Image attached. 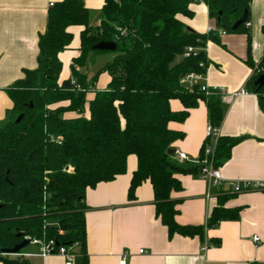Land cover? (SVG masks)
<instances>
[{"label":"trees","instance_id":"1","mask_svg":"<svg viewBox=\"0 0 264 264\" xmlns=\"http://www.w3.org/2000/svg\"><path fill=\"white\" fill-rule=\"evenodd\" d=\"M252 0H198L208 10L216 30L198 34L182 24L178 16L192 15L193 0H105L98 12L83 0H62L47 13L46 28L38 40L37 68L5 90L12 103L7 120L0 125V251L20 243L24 237L53 240L66 248L76 246V256L87 264L85 248V191L125 174L128 156L136 157L127 197L149 181L153 190L155 216L166 227L168 237H203L222 221H237L240 208L227 209V195L219 197L205 226H180L175 222L177 201L171 192L181 190L176 174H195L197 168H183L168 155L182 133L169 129L182 123L189 110L203 101L208 124L218 128L223 118L220 97L205 95L198 85L184 86L190 73L204 75L210 62L207 42L219 43L217 30L225 34H246V65L253 70L247 91L258 97L264 113V88L253 81L264 73V54L255 66L250 54L248 23ZM246 20L236 30L241 16ZM92 14L97 24H91ZM79 27V56L72 60L71 77L59 82L62 64L59 54L68 50ZM264 38V20L261 25ZM100 42L114 43V57L98 69L87 83L75 68L85 66ZM188 47L193 52L185 57ZM109 82L104 90L93 85L100 74ZM71 80L76 85L71 84ZM79 87V89L77 88ZM93 90L94 97L86 101ZM183 109L173 112L170 101ZM31 103L32 107H29ZM76 115L65 118V114ZM22 114L19 123L16 118ZM241 139L219 137L214 166L218 168ZM202 149L200 153H202ZM72 169L71 173L65 169ZM47 176L49 183L44 178ZM1 254V253H0ZM2 264H26L0 255Z\"/></svg>","mask_w":264,"mask_h":264},{"label":"crops","instance_id":"2","mask_svg":"<svg viewBox=\"0 0 264 264\" xmlns=\"http://www.w3.org/2000/svg\"><path fill=\"white\" fill-rule=\"evenodd\" d=\"M61 1L0 0V125L7 120L13 107L5 90L22 80L25 72L37 68V45L39 36L46 28L48 10L51 4ZM104 1L83 0V3L90 11L98 12ZM193 1L189 5L192 15L178 16L179 21L198 34L215 31V23L209 18L207 7L198 0ZM263 20L264 0H252L249 26L245 27L255 66L264 54L261 34ZM81 30L79 27L71 28L72 42L68 50L58 56L62 64L59 82L71 77L72 60L79 56ZM217 32L219 43L209 41L205 46V55L210 64L205 74L194 83L223 91L219 94L223 111L218 127L220 137L241 140L231 148L229 158L218 167L224 180L220 189H212L209 194L206 182L195 174H176L181 190L171 192L170 198L177 201L175 222L180 226H205L219 197L224 195H227L225 208L241 209L239 219L222 221L213 229H205L201 239L177 234L169 238L166 227L155 216L153 190L149 181L136 188L133 201L127 197L130 179L136 169V157L130 155L125 174L85 191L87 264H118L121 255L126 256V264H264V191L230 193L236 183L264 180V113L259 108L257 95L246 88L253 73L245 63L246 34L222 35L221 31ZM101 56H90L84 67H77V72L86 76L87 83L98 69L109 62ZM97 59H101L98 64ZM108 82V75L102 73L93 87L104 90ZM184 86L190 88L188 83H184ZM239 91L244 94L229 99L228 95ZM93 97L91 90L86 94V101ZM170 109L179 112L183 107L178 100H171ZM75 116L71 113L64 117ZM207 117L206 105L199 101L195 108L189 110L182 123L168 125L169 129L182 133V138L173 142L170 149L174 152L172 159L183 168L192 166L178 161L175 152H182L190 159L198 158L206 143ZM253 237L259 241L254 242ZM203 243L209 246L205 253L200 252ZM5 258L19 262L23 260L26 264H64V260L56 255L44 259ZM73 264H81V258L75 256Z\"/></svg>","mask_w":264,"mask_h":264},{"label":"built area","instance_id":"3","mask_svg":"<svg viewBox=\"0 0 264 264\" xmlns=\"http://www.w3.org/2000/svg\"><path fill=\"white\" fill-rule=\"evenodd\" d=\"M52 7V4L50 5ZM246 27L249 26L247 23L245 25ZM220 34H224V32H220ZM193 52L192 47H188L185 51L184 56L188 57ZM77 70V68H75ZM199 76L190 73L186 75L184 78V83L190 84V87L192 85H195L194 81ZM72 85H76L73 80H71ZM199 90L203 92L205 95H209L212 93L221 94L223 91L218 88H209L205 85H198ZM79 89V87L77 86ZM240 94H244L243 91H239L238 93H234L232 95H228L229 99H232L234 97L239 96ZM220 137V133L218 131V128L212 127L210 124H208L205 128V144L203 145L202 153L198 156L196 159H190L186 154L176 151L175 156L178 161L186 162L191 164L192 166L197 168V177L205 181L207 184V190L208 193L212 191V189H220L224 183V180L218 170L214 166V157H215V148L217 145V141ZM256 191H264V180L262 181H245L241 183H236L232 186L230 193L232 194H241L246 192H256ZM23 239H26L29 241L30 246H38V252L36 253H25L22 249L19 251V253L14 255H5L0 254L2 257H13L15 259H27L32 257H37L40 259H44L48 256H59L64 260V264H73V260L76 256L75 247H64L61 245H58L55 241L49 240V241H43V240H35L31 239L30 237H24ZM253 241L257 242L259 239L257 237H253ZM209 248V246L206 243H203V245L200 248L201 253H205L206 250ZM139 253H142V251H139ZM118 264H126V256L121 255L118 261Z\"/></svg>","mask_w":264,"mask_h":264},{"label":"water","instance_id":"4","mask_svg":"<svg viewBox=\"0 0 264 264\" xmlns=\"http://www.w3.org/2000/svg\"><path fill=\"white\" fill-rule=\"evenodd\" d=\"M247 17V14L244 12V14L241 16V18L236 21L234 23V25L232 26V30H236L242 23L245 22ZM93 50L95 51H100V52H114L115 51V44L114 43H107V42H100L97 43L96 45H94L92 47ZM253 86H255L257 88V90H260L262 88H264V73L260 74L254 81H253ZM29 107L31 108L32 105L31 103L29 104ZM23 115L20 114L16 120L15 123H19L22 119ZM174 152L172 149L168 150V155H172ZM29 244V241L26 239H23L20 243L14 245L13 247L9 248V249H2L0 251L1 254H5V255H14L19 253V251H21L22 249H24L27 245Z\"/></svg>","mask_w":264,"mask_h":264},{"label":"rangeland","instance_id":"5","mask_svg":"<svg viewBox=\"0 0 264 264\" xmlns=\"http://www.w3.org/2000/svg\"><path fill=\"white\" fill-rule=\"evenodd\" d=\"M97 17H98L97 15H95V14L93 15L92 14V16H91V24L92 25L93 24L94 25L97 24ZM100 55H102L101 57H106V58H103V60L108 59V61H110L111 60V57H113L114 54L111 53V52H105V53L100 54ZM100 62H101V59H97V63L96 64H98ZM65 172L71 173L72 172V169H69V168L68 169H65ZM44 180H45L46 184L49 183V180H48L47 176H45ZM23 252H25V253H36V252H38V246H30V245H27L25 247V249L23 250Z\"/></svg>","mask_w":264,"mask_h":264}]
</instances>
